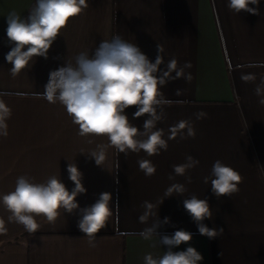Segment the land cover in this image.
<instances>
[{"label": "crops", "instance_id": "crops-1", "mask_svg": "<svg viewBox=\"0 0 264 264\" xmlns=\"http://www.w3.org/2000/svg\"><path fill=\"white\" fill-rule=\"evenodd\" d=\"M228 0H88V7L71 18L48 52L47 59L35 57L31 65L13 78L12 65L5 59L13 45L6 35V17L16 12L29 15L35 0H0V93L11 108L7 137L0 136V195L15 188L20 176L44 182L60 175L71 190L67 165L74 162L82 172L87 189L76 199L81 208L91 206L103 192L112 194V215L97 234L95 248L78 228L79 209L63 212L54 223L38 217L41 227L30 234L24 227L9 222L10 213L0 203V264H144L145 255L162 256L167 247L154 236L145 240L139 233L154 217L141 223L138 217L144 201L156 205L161 221L169 224L157 229L161 235L177 230L192 233V240L174 251L192 246L204 259L200 264H264V105L255 88L264 79V0L259 15L239 14L227 8ZM119 34L135 43L155 61L157 45L163 49L165 64L175 57L178 66L190 61L192 80L183 78L167 83L161 91L171 103L164 106L165 118L157 127L165 131L181 120H190L195 138L168 140L166 151L149 157L143 150L127 156L115 148H106L101 166L90 154L98 145H107L104 137H81L64 107L42 98L49 73L66 61L87 51L93 54L102 40ZM173 75H175L173 73ZM244 75L255 80L245 82ZM180 89L181 94L176 95ZM137 109L125 110L129 119L141 127L144 119H132ZM206 117L197 120L194 113ZM91 140V143L89 142ZM83 153V154H82ZM191 155L198 166L185 176H175L173 165L184 163ZM151 160L156 172L146 177L137 161ZM220 160L238 171L242 182L231 196L217 197L211 191L215 161ZM186 176H190L188 183ZM173 183L184 184L187 191L164 198ZM197 196L209 202L212 219L209 228H224L223 235L209 239L200 235L196 223L183 207V200ZM163 202L159 205L160 201ZM155 244V247H153ZM219 253H222L220 256Z\"/></svg>", "mask_w": 264, "mask_h": 264}, {"label": "clouds", "instance_id": "clouds-1", "mask_svg": "<svg viewBox=\"0 0 264 264\" xmlns=\"http://www.w3.org/2000/svg\"><path fill=\"white\" fill-rule=\"evenodd\" d=\"M259 2L228 0L226 6L237 14L244 11L259 15L258 7L250 6H258ZM87 7L88 0H35L27 17L22 18L16 12L9 13L6 17V35L9 44L13 46L5 59L12 65L9 70L11 76H18L31 65L35 57L47 59L49 49L60 36L61 30L71 18L82 14ZM162 53L163 49L157 45V55L153 62L135 43L116 34L110 40H102L93 54L80 52L74 63L66 61L64 66L50 71L44 91L39 95L49 103L59 102L64 107L72 123L78 126L79 136L107 139V145H98L96 150L88 154L98 166L105 160L108 147L115 148L125 156L129 152L139 153L141 150L149 157L158 155L161 150H167L168 140L176 139L178 135L180 139L195 138L196 135L190 120H181L171 126L167 138L164 129L157 127L158 122L166 116L164 106L171 103L161 89L177 79L183 78L186 82L192 80L191 72L186 71L192 67L190 61L178 66L177 59L173 57L161 69V65L165 64ZM241 78L245 82L255 80L254 75ZM180 94L181 90L177 89L176 95ZM255 94L260 97L258 103L264 105V79L255 88ZM3 95L5 93H0V97ZM133 106L137 110L132 119L147 117L143 121L142 130L125 113L126 109ZM206 115L203 111L194 113L197 120ZM10 117L11 108L0 98V136L7 137L6 121ZM137 163L146 177L155 174L156 166L151 160L140 159ZM198 164L199 160L188 155L184 163L172 166L174 175L170 174L169 179L185 176L188 170ZM67 172L74 184L71 190L62 182L60 175H51L44 182H36L34 178L22 175L17 178L14 190L0 195V203L10 213L8 221L22 225L30 234L41 227L38 217L54 223L61 210L72 213L79 209L81 219L78 228L87 237L89 246L95 248L97 234L112 215V194L103 192L94 204L81 208L76 198L87 192L82 183L83 174L74 162L68 163ZM209 179L211 191L219 199L238 192V185L243 178L238 171L217 160L213 164L211 177H204L203 182L207 184ZM186 180L192 182L190 176H186ZM186 191L184 184L173 183L165 190L164 198L183 196ZM142 207L145 211L138 217L141 223H146L150 217L155 219L139 235L145 240L156 236L159 243L167 247L162 256L154 258L151 253L145 255L144 264H200L204 257L196 248L188 246L185 250H173L188 244L192 240L191 232L181 229L171 235L159 234L157 229L163 224H169L170 218L165 217L161 221L158 212L154 211L156 205L149 201H144ZM183 207L196 223L200 235L209 239L223 235V227L209 228L204 223L206 219H212L206 198L192 195L183 200ZM4 223L0 219V232L6 231Z\"/></svg>", "mask_w": 264, "mask_h": 264}]
</instances>
